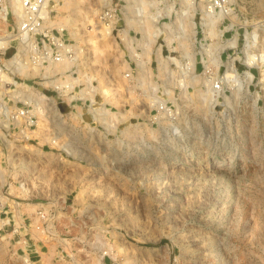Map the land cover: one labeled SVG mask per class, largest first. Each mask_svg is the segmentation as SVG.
I'll list each match as a JSON object with an SVG mask.
<instances>
[{
  "label": "rangeland",
  "instance_id": "374dc122",
  "mask_svg": "<svg viewBox=\"0 0 264 264\" xmlns=\"http://www.w3.org/2000/svg\"><path fill=\"white\" fill-rule=\"evenodd\" d=\"M72 1H50L52 20L70 17L64 36L77 50L74 72L51 80L70 87L29 78L50 102L44 130L28 146L0 138V264H264V39L253 63L246 40L264 0H233V21L201 48L187 39L190 57L150 44L143 74L104 32L100 54L90 43L101 0ZM159 47L177 58L166 69ZM114 84L117 105L104 97ZM40 209L46 226L34 236Z\"/></svg>",
  "mask_w": 264,
  "mask_h": 264
},
{
  "label": "built area",
  "instance_id": "2783aa9c",
  "mask_svg": "<svg viewBox=\"0 0 264 264\" xmlns=\"http://www.w3.org/2000/svg\"><path fill=\"white\" fill-rule=\"evenodd\" d=\"M50 1L21 0V8L17 12L12 7V0H0V138L7 136L14 140L21 138L27 146L36 136V131L44 128L48 119L46 105L50 103L40 90L29 86L28 79L39 76L41 79L48 78V83L55 88H69V85L62 84L63 81L51 79L56 73L64 74L67 68L74 72L72 67L77 60L75 44L64 36L68 25L60 28L59 20H52L54 9L50 6ZM232 1L101 0L96 21L104 27L108 40L120 42L121 47L124 48L122 51L124 53L127 51L131 59H135L134 51L142 55L151 53L150 44L159 40L169 46L176 45L175 48L180 49L176 51H179L178 55L183 59L191 55V52L185 50L187 39L200 42L201 48L205 38L211 34L208 27L214 28L216 24L226 19L233 21L235 10ZM190 18H193L196 25L194 38L192 31L187 27ZM4 24L8 25L4 26ZM52 25L59 29L50 28ZM147 25L152 26V35H148ZM253 25L255 29L248 33L246 40L251 50L249 57L255 55L254 59L257 60L262 52L254 53V50L264 39V20ZM125 32H127L126 37L123 35ZM200 32L204 38L199 40ZM149 39L152 41L147 45L140 43ZM12 47L16 51L10 54ZM170 51L175 50L169 49ZM167 59L172 61L177 58L167 57ZM136 66L137 74H140L143 68L138 61ZM129 68L130 70L126 72L127 78L133 73L132 68ZM42 86H45L43 82L40 83V87ZM39 95L46 97L47 100L42 101ZM53 105H56L54 101ZM8 167V164L4 166L0 161V171ZM20 183L21 188L28 192L27 188L25 189L26 182ZM1 205L0 196V207ZM42 218H46V213L40 209L33 223L34 236H39L45 229L46 223Z\"/></svg>",
  "mask_w": 264,
  "mask_h": 264
},
{
  "label": "bare ground",
  "instance_id": "6f19581e",
  "mask_svg": "<svg viewBox=\"0 0 264 264\" xmlns=\"http://www.w3.org/2000/svg\"><path fill=\"white\" fill-rule=\"evenodd\" d=\"M57 1V0H56ZM65 2H64V5H65V8L67 7V9L70 7V5H72L73 3V1L72 0H64ZM189 1H191V0H189ZM57 6V5H56ZM12 7H13V9L15 10V11H20V8H21V0H12ZM87 7V6H86ZM85 7V8H86ZM87 9H88V7H87ZM76 10V9H75ZM74 10V11H75ZM72 12V13H75V14H77L76 12ZM78 11V10H77ZM81 11V10H80ZM82 12V11H81ZM87 12V11H86ZM78 13H80L79 11H78ZM82 14H84V16L86 15V13H81V16H82ZM89 15V14H88ZM76 17H77V15H76ZM86 17V16H85ZM91 17H92V15H91ZM89 18L88 19V26L89 27H92L91 29L92 30H94V32L96 33V36L94 37V38H96V40H93L92 38V40H91V44H93L92 46H94V49H95V51H99V54L103 51H100V47H99V45H98V43H97V39H100L101 38V40L104 38L103 36L105 35L103 32H104V27H102L99 23H97V21L95 20V18ZM70 17L69 16H67V18H62V20H59V22L61 23V24H59L58 26L60 27V28H62V26H64V25H68V22L70 21V19H69ZM73 18V17H72ZM71 18V20H73ZM80 18V17H79ZM78 18V19H79ZM88 18V17H87ZM86 18V19H87ZM85 19V18H84ZM83 19V20H84ZM75 20V19H74ZM89 21H90V23H89ZM77 22V21H76ZM76 22H75V24H76ZM72 23V22H71ZM86 23V22H85ZM73 24H74V22H73ZM74 24V25H75ZM87 26V25H86ZM148 27L146 28V30H148L149 32H148V35H152V26L151 25H147ZM209 25H207V27H208ZM68 27H70L69 25H68ZM187 27H189V29L192 31V34H193V38H194V36L196 35V25H195V23H194V21H193V18H190V21H189V23H188V25H187ZM153 29H155V28H153ZM151 30V31H150ZM208 31L209 32H211V33H213V31H212V29H209V27H208ZM92 32V31H91ZM93 33V32H92ZM104 34V35H103ZM127 34V32H125L123 35L125 36ZM103 35V36H102ZM92 37H93V35H92ZM106 37V36H105ZM126 37V36H125ZM78 39V38H77ZM106 39V38H105ZM109 39V38H108ZM107 39V40H108ZM104 40V39H103ZM111 40V39H110ZM110 40H109V43H110ZM150 41H152V39H149V41H147V40H142V41H140V43L141 44H144V45H147ZM101 42V41H100ZM104 42V41H103ZM108 42V41H107ZM102 43V42H101ZM90 44V45H91ZM106 44V43H105ZM103 45H104V43H103ZM102 46V45H101ZM105 46V45H104ZM106 46H108V43H107V45ZM103 48V47H102ZM90 49V48H89ZM220 49H222V48H220ZM150 50V49H149ZM93 51V50H92ZM122 52V51H121ZM135 52V51H134ZM133 52V57L135 58V59H137V61L139 62V65L144 69V68H146L145 66H144V63L142 62V57H143V55L142 54H137L136 52L134 53ZM94 53V52H93ZM103 53H105V52H103ZM147 53H149V52H147ZM122 54H124V53H122ZM94 56V55H93ZM104 56V55H103ZM158 56H159V58H158ZM158 59H159V62L161 63V68L162 69H166V62H168L169 60L167 59V58H165L164 56H162V54H161V48L159 47L158 48V51H157V56H156ZM162 57V58H161ZM149 58V57H148ZM255 58V55H252L250 58H249V61L251 62V63H253L254 62V59ZM171 60V59H170ZM172 60H176V59H172ZM77 63V62H76ZM128 64V63H127ZM162 64L164 65L163 67H162ZM248 64H250V63H248ZM146 65V64H145ZM252 65V64H251ZM128 66V65H127ZM148 66V65H147ZM66 67V66H65ZM124 67V66H123ZM125 67H126V65H125ZM149 67V66H148ZM168 68V67H167ZM69 69V68H68ZM147 70H149L150 69V67H149V69L148 68H146ZM128 70H130V68H128ZM147 72V71H146ZM148 72H150V70L148 71ZM152 72V71H151ZM140 74H143V70L140 72ZM148 74V73H147ZM152 74V73H151ZM104 76V75H103ZM143 75H141V77H142ZM149 76H150V74H149ZM249 76V78H250V80L253 78V73L251 72V71H247V77ZM105 78V77H104ZM248 78V79H249ZM138 79V78H137ZM152 79V78H151ZM122 80V79H121ZM124 80V79H123ZM196 80V79H195ZM126 82H127V80H125ZM194 81V80H193ZM123 82V81H122ZM125 82V83H126ZM141 82V81H140ZM154 82V81H153ZM197 82V81H196ZM250 82V81H249ZM124 83V82H123ZM128 84V82L126 83V85ZM154 84V83H153ZM109 85H111V84H109ZM112 85H113V83H112ZM117 85V84H116ZM157 85V84H156ZM145 86V85H144ZM120 87V86H119ZM152 87V86H151ZM116 88H117V86H116ZM115 84H114V87L113 86H107V88H106V90H105V95H104V97H105V99H106V102L107 101H110L111 103H113L114 105H117V102H118V100H119V98H118V93H115L116 91H115ZM126 88H127V86H126ZM127 89H129V88H127ZM126 89V90H127ZM132 89V88H131ZM151 89V88H150ZM123 91V90H122ZM128 91H130V89L128 90ZM127 91V92H128ZM131 93H132V91H131ZM116 94H117V96H116ZM124 94V93H123ZM126 94V93H125ZM122 95V94H121ZM120 94H119V96H121ZM127 95H129V94H127ZM133 95V94H132ZM130 96V95H129ZM131 97V96H130ZM129 98V97H128ZM42 99V98H41ZM131 99V98H130ZM135 100V99H134ZM45 101V100H44ZM158 105V104H157ZM160 105H161V103H160ZM104 107V106H103ZM117 107V106H116ZM167 107V106H166ZM101 108V110H103V114H104V111H105V114L107 113V114H109V117H111V119L110 120H112V118H114V117H117L118 118V115H119V113H117V112H115V111H113L112 109H103L102 107H100ZM161 108V107H160ZM171 110V109H170ZM48 112V111H47ZM106 114V115H107ZM122 115V114H121ZM124 116L125 115H123V117L122 118H124ZM160 116V115H159ZM121 118V117H120ZM126 118V117H125ZM120 120V119H119ZM47 124V123H46ZM138 126V125H137ZM133 127H135V125L133 126H130V128H127L125 131H124V133L126 134V136H128L129 135V131H131L130 129H133ZM137 128V127H136ZM133 131V130H132ZM135 131V130H134ZM131 136V135H130ZM129 136V137H130ZM40 153V152H39ZM194 164V163H193ZM211 164V163H210ZM210 164H208V166L209 167H211V168H221V166H222V164L220 163V161H215V163H214V165H210Z\"/></svg>",
  "mask_w": 264,
  "mask_h": 264
}]
</instances>
